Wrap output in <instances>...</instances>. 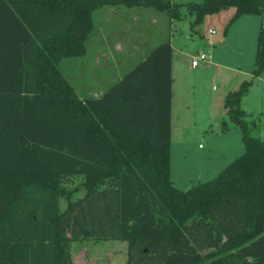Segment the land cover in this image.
<instances>
[{
	"label": "trees",
	"instance_id": "trees-1",
	"mask_svg": "<svg viewBox=\"0 0 264 264\" xmlns=\"http://www.w3.org/2000/svg\"><path fill=\"white\" fill-rule=\"evenodd\" d=\"M120 5L171 19L185 5L191 27L227 7L264 16V0H0V264H74L72 241L88 238L127 240V264H264V140L241 106L252 80L225 99L244 152L186 191L171 178L170 40L100 97L66 76L94 12ZM263 71L264 25L252 73Z\"/></svg>",
	"mask_w": 264,
	"mask_h": 264
},
{
	"label": "rangeland",
	"instance_id": "rangeland-1",
	"mask_svg": "<svg viewBox=\"0 0 264 264\" xmlns=\"http://www.w3.org/2000/svg\"><path fill=\"white\" fill-rule=\"evenodd\" d=\"M173 1L185 4L200 0ZM181 12L180 19H171L167 12L154 8L103 6L94 12V29L101 25L112 42L124 43L126 53L122 52V55L127 57L126 71L143 56L142 49L147 52L154 44L172 41L171 178L178 188L188 191L192 186L216 177L245 150L242 131L229 118L225 99L229 91L240 87L242 81L252 79L257 36L264 16L243 14L233 19L235 8L227 7L207 14L201 23L191 27L194 16L185 5ZM135 38L141 40L135 42ZM86 42L90 49L89 40ZM201 52L208 55V60L192 67L193 56ZM105 57L112 61L120 58L114 50L106 52ZM79 58L82 56L62 61L67 73L69 61ZM116 68L112 63L111 75ZM241 106L247 112L249 123L255 124L253 134L264 140V79L253 80ZM224 121L227 129L223 127ZM66 187L76 196L83 192L79 177ZM66 203L62 198V209ZM82 244H86L91 252H115L116 260L127 257V240L88 238L75 244L76 251ZM103 260L99 259L100 262Z\"/></svg>",
	"mask_w": 264,
	"mask_h": 264
},
{
	"label": "crops",
	"instance_id": "crops-1",
	"mask_svg": "<svg viewBox=\"0 0 264 264\" xmlns=\"http://www.w3.org/2000/svg\"><path fill=\"white\" fill-rule=\"evenodd\" d=\"M132 15L133 14H129V16ZM263 25L264 18L261 21V26ZM138 39L141 40L140 38ZM138 39L135 38V42H139ZM87 40H89L90 49H88L86 42L87 51L82 56V58L69 61L68 73L66 71V67L64 68L63 65L62 67L72 86L82 98L87 96L100 97L111 84L119 80L127 72V57H123L122 55L125 52L126 48H124V43H121V41L112 42L109 33H107L106 29H104V27L101 25L96 26L95 29L93 28ZM159 43L154 44V47L157 46ZM112 50L116 52L118 51V55L120 56L119 59L112 61L110 60V58L105 57L106 52ZM150 50L145 52V50L142 49L141 52L144 54L139 59H143ZM121 55L123 58H121ZM112 63H114V66L117 67L116 70L113 72V75H111ZM129 66H131V63ZM252 71V84L255 78L260 77L264 79V71L259 76H254ZM246 94H248V92ZM85 240L86 239H83L82 241ZM77 241L82 242L79 240H73L71 244L74 264H127L126 256L123 257L121 261L120 259L116 260L115 252L109 250H107V252L105 253L100 251L91 252V250L88 249V246L86 244L79 245L76 251L75 244L78 243ZM101 258L104 259L102 262L99 261V259Z\"/></svg>",
	"mask_w": 264,
	"mask_h": 264
},
{
	"label": "built area",
	"instance_id": "built-area-1",
	"mask_svg": "<svg viewBox=\"0 0 264 264\" xmlns=\"http://www.w3.org/2000/svg\"><path fill=\"white\" fill-rule=\"evenodd\" d=\"M211 33H215V30H211ZM208 55L205 52H201L192 58V67H197L201 62L208 60Z\"/></svg>",
	"mask_w": 264,
	"mask_h": 264
},
{
	"label": "water",
	"instance_id": "water-1",
	"mask_svg": "<svg viewBox=\"0 0 264 264\" xmlns=\"http://www.w3.org/2000/svg\"><path fill=\"white\" fill-rule=\"evenodd\" d=\"M188 191H190V190H188Z\"/></svg>",
	"mask_w": 264,
	"mask_h": 264
}]
</instances>
